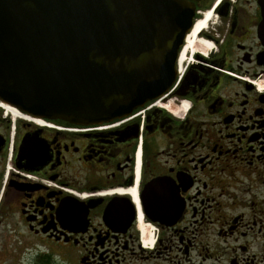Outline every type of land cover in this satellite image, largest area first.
Instances as JSON below:
<instances>
[{"label":"flooded vegetation","instance_id":"obj_1","mask_svg":"<svg viewBox=\"0 0 264 264\" xmlns=\"http://www.w3.org/2000/svg\"><path fill=\"white\" fill-rule=\"evenodd\" d=\"M189 1L210 48L131 115L0 106V264H264L261 0Z\"/></svg>","mask_w":264,"mask_h":264},{"label":"water","instance_id":"obj_2","mask_svg":"<svg viewBox=\"0 0 264 264\" xmlns=\"http://www.w3.org/2000/svg\"><path fill=\"white\" fill-rule=\"evenodd\" d=\"M193 15L189 0H0V103L75 125L127 117L175 83Z\"/></svg>","mask_w":264,"mask_h":264},{"label":"bare ground","instance_id":"obj_3","mask_svg":"<svg viewBox=\"0 0 264 264\" xmlns=\"http://www.w3.org/2000/svg\"><path fill=\"white\" fill-rule=\"evenodd\" d=\"M204 26H205V22H203V21H201V22L197 21L195 23L193 30L191 31V33L187 37L188 38V41H187L188 50L199 51L200 50L199 48H201V50L207 51V49L210 48V43H208L207 41L204 42V40L198 39V34H199L198 32H199V30L203 29ZM185 43H186V41H185ZM184 47H186V46H184ZM180 55H181V53H180ZM179 61H181L180 57H179ZM179 61H178V67H179V63H180ZM179 74H181L180 69H179ZM5 105L6 104H0V106H5ZM9 108H11V111L13 112V114L16 117L27 119L26 116L20 115L19 112L17 110H15L14 108H12V107H9ZM27 120H33V119L30 118ZM34 121L38 122L39 124H42V122H40V120L34 119Z\"/></svg>","mask_w":264,"mask_h":264}]
</instances>
